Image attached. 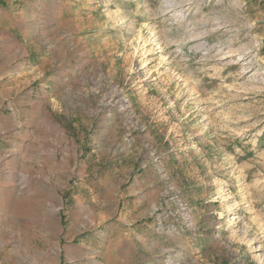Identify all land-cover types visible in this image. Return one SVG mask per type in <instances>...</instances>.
I'll use <instances>...</instances> for the list:
<instances>
[{
	"label": "rangeland",
	"instance_id": "374dc122",
	"mask_svg": "<svg viewBox=\"0 0 264 264\" xmlns=\"http://www.w3.org/2000/svg\"><path fill=\"white\" fill-rule=\"evenodd\" d=\"M0 264H264V0H0Z\"/></svg>",
	"mask_w": 264,
	"mask_h": 264
}]
</instances>
